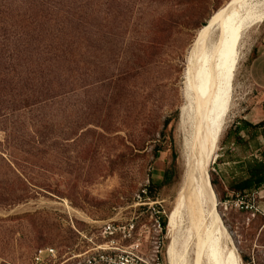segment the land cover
<instances>
[{"label":"rangeland","instance_id":"obj_1","mask_svg":"<svg viewBox=\"0 0 264 264\" xmlns=\"http://www.w3.org/2000/svg\"><path fill=\"white\" fill-rule=\"evenodd\" d=\"M228 1L63 0L72 4V21L62 18L55 27L75 38L71 61L58 65L57 86L38 70L28 76L26 107L12 112L3 98L0 114L9 118L0 120V264H32L46 246L61 260L83 253L93 244L80 233L103 242L99 231L108 220L135 222L148 255L163 242L161 258L169 264L171 238L155 228L151 202H159L168 224L187 175L199 176L193 130L182 119L186 72L199 28ZM212 33L216 41L219 29ZM262 49L264 19L235 45L225 123L208 167L219 182L213 189L222 244L235 264H264V189L234 195L229 188L243 170L239 160L254 158L229 133L237 120L263 116L264 91L249 68ZM157 144L162 150L155 152ZM151 180L155 197H142ZM183 239L179 231L176 248L192 264Z\"/></svg>","mask_w":264,"mask_h":264},{"label":"bare ground","instance_id":"obj_2","mask_svg":"<svg viewBox=\"0 0 264 264\" xmlns=\"http://www.w3.org/2000/svg\"><path fill=\"white\" fill-rule=\"evenodd\" d=\"M263 19L264 0H229L199 28L192 44L186 72L189 103L182 112V119H187L192 127V142L199 153V159L192 167L195 165L201 175H187V182L173 205L167 224V234L171 238L169 264H187L185 252L182 254L176 248L179 231L184 237V251L190 246L193 249L192 264H235L222 244L218 201L208 167L225 123L234 74L235 45L247 28ZM215 29H219L220 35L213 41Z\"/></svg>","mask_w":264,"mask_h":264},{"label":"trees","instance_id":"obj_3","mask_svg":"<svg viewBox=\"0 0 264 264\" xmlns=\"http://www.w3.org/2000/svg\"><path fill=\"white\" fill-rule=\"evenodd\" d=\"M72 12V4H64L63 0H0V77L13 75L9 83L0 79V112L3 110L4 97H9L12 112L20 110L21 105L22 108L26 107V97L31 87L28 76L38 70L46 71L45 76L51 78L49 87L57 86L58 65L71 61L75 35L73 31L55 25L62 18L71 22ZM8 87L10 91H6ZM261 106L264 112V100ZM19 117L18 115L17 118ZM8 118V114H0L2 122ZM167 125L168 121L165 122V126ZM231 134L234 145L254 150L251 153L254 158L239 160L243 170L230 185V190L234 195H244L264 189V155H257L261 146L264 147V116L255 123L245 118L237 120L230 130L229 135ZM259 137H262L263 145L259 143ZM154 150L158 152L162 150V146L157 144ZM168 175L169 170L165 171V181ZM210 177L213 187L218 191L217 177L213 173ZM154 185L156 186L151 180L140 195L155 197L152 192ZM160 219L162 232L165 233L168 216Z\"/></svg>","mask_w":264,"mask_h":264},{"label":"built area","instance_id":"obj_4","mask_svg":"<svg viewBox=\"0 0 264 264\" xmlns=\"http://www.w3.org/2000/svg\"><path fill=\"white\" fill-rule=\"evenodd\" d=\"M158 203L151 202V207L155 213L154 226L157 231L162 233L160 218L163 215L160 214L166 215V212L165 210H156L155 207ZM235 204L244 208L242 200H237ZM80 235L91 242L93 247L83 253H74L71 257L62 260L54 247H40L33 255L32 264H65L71 258L74 259L71 264H164L161 258L164 243L157 242V245L152 249V254H146L143 251L140 238L141 232L133 221H105L99 231V235L103 239V242L100 243L93 242L92 238L86 234L80 233Z\"/></svg>","mask_w":264,"mask_h":264},{"label":"crops","instance_id":"obj_5","mask_svg":"<svg viewBox=\"0 0 264 264\" xmlns=\"http://www.w3.org/2000/svg\"><path fill=\"white\" fill-rule=\"evenodd\" d=\"M249 68H250V74L252 75V77L255 79V75L257 74V77L255 79V81L257 82V85L260 87V89H262V91H264V50H259L251 59V62L249 63ZM264 100V99H263ZM263 116H264V112H263ZM263 116H261L260 119L263 118ZM245 119H247L246 117H243ZM258 120H250L247 119L251 122H257ZM259 143L261 145H263V139L262 137H259Z\"/></svg>","mask_w":264,"mask_h":264}]
</instances>
